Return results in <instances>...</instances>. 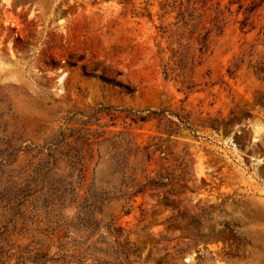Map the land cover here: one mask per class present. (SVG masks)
<instances>
[{
  "label": "rangeland",
  "instance_id": "1",
  "mask_svg": "<svg viewBox=\"0 0 264 264\" xmlns=\"http://www.w3.org/2000/svg\"><path fill=\"white\" fill-rule=\"evenodd\" d=\"M0 248L264 264V0H0Z\"/></svg>",
  "mask_w": 264,
  "mask_h": 264
},
{
  "label": "trees",
  "instance_id": "2",
  "mask_svg": "<svg viewBox=\"0 0 264 264\" xmlns=\"http://www.w3.org/2000/svg\"><path fill=\"white\" fill-rule=\"evenodd\" d=\"M129 152H130V150H127V152H126V153L128 154ZM128 196H130V194H129ZM0 249H1V248H0ZM1 253H2V252L0 251V254H1Z\"/></svg>",
  "mask_w": 264,
  "mask_h": 264
}]
</instances>
